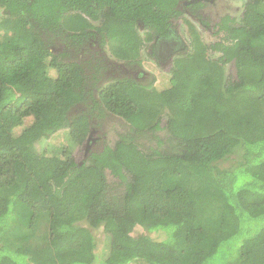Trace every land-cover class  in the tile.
I'll return each instance as SVG.
<instances>
[{
    "label": "trees",
    "instance_id": "trees-1",
    "mask_svg": "<svg viewBox=\"0 0 264 264\" xmlns=\"http://www.w3.org/2000/svg\"><path fill=\"white\" fill-rule=\"evenodd\" d=\"M182 2L0 0V264H264V0L209 44L185 21L164 88L120 74ZM109 119L114 143L76 163Z\"/></svg>",
    "mask_w": 264,
    "mask_h": 264
},
{
    "label": "rangeland",
    "instance_id": "rangeland-1",
    "mask_svg": "<svg viewBox=\"0 0 264 264\" xmlns=\"http://www.w3.org/2000/svg\"><path fill=\"white\" fill-rule=\"evenodd\" d=\"M247 0H213V5L210 7L208 11V15L206 18H208L212 14H222L225 13L229 15L231 18H233L236 22L239 20V17L241 16V12L243 9L244 4L246 3ZM2 18L1 11H0V19ZM183 20V18H181ZM185 19V18H184ZM180 26V35H182V41L185 45V42L188 40V34L186 32V25L181 21L179 24ZM201 32V33H200ZM199 33L201 34V39L204 43L209 44L213 41V38L210 39V36H207L205 32L200 31ZM150 49L149 45L145 46L144 49V54L142 56V61L140 68L141 70H144L146 73H148L149 79H153L152 85L156 87L157 89H162L166 85H168V77L169 73H167V70L163 71L161 67L159 66L160 63L154 62L150 59L148 55V51ZM228 71L232 73L233 68L230 67L228 68ZM117 120L116 118H114ZM104 120H102L100 123H103ZM109 123L111 125V128L114 129V131L109 127V129L105 128V125L110 126L109 124H102L99 125L98 127L100 128L97 129V134H94L92 136L93 139H97V137H102L100 136L101 133L105 132L106 138L108 139V143L111 146L114 141L116 140L115 133H119V130L117 129V123L111 119H109ZM26 125V123H25ZM104 128L106 129L104 131ZM21 128H16L14 130L15 134H18ZM113 131V132H112ZM66 145V136L64 135V132H60L57 135H55L52 139L46 140V141H39L34 144V151L37 155H45V154H50V153H55L61 148H63ZM85 147L84 145L75 147L71 150L72 152V157L76 162L81 161L84 158L85 155ZM225 164V163H224ZM223 166V164H222ZM109 182L113 181L112 178H108ZM93 234L95 236V240L97 243V249L98 251L103 250L104 246V237L102 235L101 230L93 231ZM139 234H146L149 237L161 241L164 239L165 235L164 234H154V233H147L144 232L140 228H136L133 232V236H137Z\"/></svg>",
    "mask_w": 264,
    "mask_h": 264
},
{
    "label": "flooded vegetation",
    "instance_id": "flooded-vegetation-1",
    "mask_svg": "<svg viewBox=\"0 0 264 264\" xmlns=\"http://www.w3.org/2000/svg\"><path fill=\"white\" fill-rule=\"evenodd\" d=\"M196 2H200L203 5V8L199 11L198 14L195 15L193 14L192 11H190L189 9H186V4H191V3H196ZM182 5L185 8V10H183L184 14L180 17V19H178V21L177 20L173 21L168 36L166 38L158 37L154 39V41L151 43L145 42L144 48L142 49V52H141V61H142V56L144 54L143 52H144L145 46L149 45L150 49L148 51V55L150 59L154 62L160 63L159 66L161 67V69H163V71L167 70V73L170 72L175 55L178 53V51L182 50L185 47L182 41V35H180L179 33L180 31L179 24L181 23V21L184 23L185 21L190 20L192 23L198 26L199 32L200 31L205 32V34L207 36H210V39H212L211 34H210L211 28L215 27V23L218 22L220 18L229 16L225 13L218 14V15L215 13V14L210 15L208 18H206L210 7L213 5V0H183ZM181 18H183V20ZM202 22L205 23L206 29L202 27ZM186 32L188 34L187 26H186ZM87 50L89 49L84 48V51H87ZM97 50H98V46H95L94 48V46L90 45L89 51H91L92 53H95V51ZM108 63L110 67L109 69L110 72L108 73V75L112 72V69L114 71H118L116 65H113L112 67V63L114 62H108ZM120 74H123L127 77L136 78V79H144L146 80L147 83L153 81L152 78L149 79L148 81V78H149L148 73H146L144 70H141V68L139 67L130 69V67L126 68L122 66V71H120ZM94 125L95 127L91 130V133L88 139L86 140V143L84 144V146L87 147L85 149L84 158L79 162L75 161L76 163H81L88 156V153H89L88 151L89 150L93 151V149L98 145V141H100L103 138V137H97V139L92 138L94 134H97V129L100 130V128H97L98 126L97 122ZM105 128L109 129V126L105 125ZM105 128H104V131L106 130ZM102 134L103 133H101L100 136H102ZM106 143L109 145L108 139Z\"/></svg>",
    "mask_w": 264,
    "mask_h": 264
}]
</instances>
